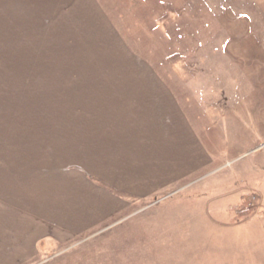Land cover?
<instances>
[{"label": "rangeland", "instance_id": "1", "mask_svg": "<svg viewBox=\"0 0 264 264\" xmlns=\"http://www.w3.org/2000/svg\"><path fill=\"white\" fill-rule=\"evenodd\" d=\"M165 2L158 18L154 0L137 12L120 0L128 15H111L136 58L159 62V76L173 82L208 162H199L197 175L170 195L132 201L125 214L98 231L40 246L35 259L12 264H264V0ZM155 4V12L147 11ZM101 27L95 40L71 34L78 38L67 41L69 53L51 58L82 71L71 82L49 85L53 102L32 104L56 117L39 120L42 125L56 126L78 103L91 102L98 89L88 86L98 81L143 77L128 71L135 57L123 51L120 56L111 33ZM159 30L167 33L165 43L154 34ZM35 42L32 28L18 46L27 70L18 89L23 97L33 86ZM36 90L31 88L32 97Z\"/></svg>", "mask_w": 264, "mask_h": 264}, {"label": "crops", "instance_id": "2", "mask_svg": "<svg viewBox=\"0 0 264 264\" xmlns=\"http://www.w3.org/2000/svg\"><path fill=\"white\" fill-rule=\"evenodd\" d=\"M101 25L120 56L135 57L128 71L143 77L98 81L88 86L98 89L91 102L78 103L56 126L42 125L56 117L32 104L53 102L49 85L82 71L51 58L69 53L73 33L97 39ZM32 28L38 58L23 97L27 70L18 46ZM128 39L102 0H0V264L35 259L40 246L98 231L132 201L170 195L208 162L173 82L159 76L156 63L136 58Z\"/></svg>", "mask_w": 264, "mask_h": 264}, {"label": "trees", "instance_id": "3", "mask_svg": "<svg viewBox=\"0 0 264 264\" xmlns=\"http://www.w3.org/2000/svg\"><path fill=\"white\" fill-rule=\"evenodd\" d=\"M119 1L120 0H118V2L116 1V3H117V5H115V1H113V0H108V3L107 2H105L104 0H103V3L106 5V7L109 9V11H114V10H117V13H119V15L121 16V15H124V14H127V12L129 13V9H126V7H125V9L126 10H124V9H122V8H120V3H119ZM155 2H156V4H158L159 5V9H158V6L155 4V6H153L152 7V9H151V7H148L147 8V11H151V10H153L154 8L156 9H158V11H154L155 13L153 14L154 15V17H156V18H158L159 16L160 17H162V12H161V14H160V11L159 10H161L160 8H161V6L162 5H165V1L166 0H154ZM111 2V3H110ZM125 2H128V4H129V7H131V10H137V9H139V8H141V6H147L148 4H147V2H148V0H125ZM122 7V6H121ZM128 7V8H129ZM130 10V11H131ZM135 12H137V11H135ZM152 13V12H151ZM150 14V13H149ZM159 14V16H157ZM128 15V14H127ZM166 15V14H165ZM163 16H164V14H163ZM159 19H161V18H159ZM157 25H158V23H157ZM160 25V24H159ZM159 28L161 27V26H158ZM158 28V29H159ZM155 34V36H157V38H159V40L161 41H164V43H165V39H167L168 37H167V33L166 32H164L163 30H159V31H157V33L155 32L154 33ZM166 49V48H165ZM162 50H164V49H162ZM154 63H159V62H154Z\"/></svg>", "mask_w": 264, "mask_h": 264}]
</instances>
